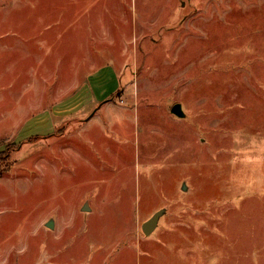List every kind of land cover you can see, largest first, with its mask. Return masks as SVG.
I'll list each match as a JSON object with an SVG mask.
<instances>
[{"label":"rangeland","instance_id":"374dc122","mask_svg":"<svg viewBox=\"0 0 264 264\" xmlns=\"http://www.w3.org/2000/svg\"><path fill=\"white\" fill-rule=\"evenodd\" d=\"M0 172V264H264V0H0Z\"/></svg>","mask_w":264,"mask_h":264},{"label":"water","instance_id":"95a60500","mask_svg":"<svg viewBox=\"0 0 264 264\" xmlns=\"http://www.w3.org/2000/svg\"><path fill=\"white\" fill-rule=\"evenodd\" d=\"M172 112L175 113L176 115L180 116V117H183L185 115L183 107L179 103L175 104L172 107ZM83 209L88 210L89 206L86 204ZM164 213H165V209L160 210V211L156 212L149 220H147L146 222L143 223L142 230H143L145 235L149 236L157 229L158 224H159V220H160L161 216L164 215ZM53 222H54L53 220H50L47 223V227L53 228L54 227Z\"/></svg>","mask_w":264,"mask_h":264},{"label":"trees","instance_id":"16d2710c","mask_svg":"<svg viewBox=\"0 0 264 264\" xmlns=\"http://www.w3.org/2000/svg\"><path fill=\"white\" fill-rule=\"evenodd\" d=\"M2 174H1V172H0V176H1Z\"/></svg>","mask_w":264,"mask_h":264}]
</instances>
